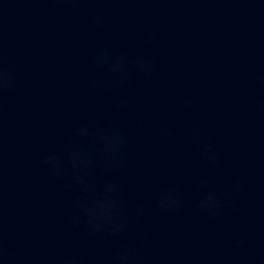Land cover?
Segmentation results:
<instances>
[{"label": "water", "instance_id": "water-1", "mask_svg": "<svg viewBox=\"0 0 264 264\" xmlns=\"http://www.w3.org/2000/svg\"><path fill=\"white\" fill-rule=\"evenodd\" d=\"M0 264H264V0H0Z\"/></svg>", "mask_w": 264, "mask_h": 264}, {"label": "clouds", "instance_id": "clouds-1", "mask_svg": "<svg viewBox=\"0 0 264 264\" xmlns=\"http://www.w3.org/2000/svg\"><path fill=\"white\" fill-rule=\"evenodd\" d=\"M167 199L168 200H171L172 197L169 196ZM205 204H207L208 209H211L212 207H215V203L213 202V200L211 198H209L207 201H202L200 207L203 208L205 206ZM161 206L162 207H165L166 206L165 201H163V200L161 201Z\"/></svg>", "mask_w": 264, "mask_h": 264}]
</instances>
